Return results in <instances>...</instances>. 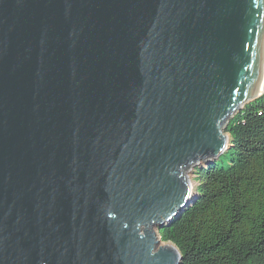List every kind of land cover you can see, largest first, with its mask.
Here are the masks:
<instances>
[{"label": "water", "instance_id": "obj_1", "mask_svg": "<svg viewBox=\"0 0 264 264\" xmlns=\"http://www.w3.org/2000/svg\"><path fill=\"white\" fill-rule=\"evenodd\" d=\"M263 94L264 0H0V264H181L159 230Z\"/></svg>", "mask_w": 264, "mask_h": 264}, {"label": "trees", "instance_id": "obj_2", "mask_svg": "<svg viewBox=\"0 0 264 264\" xmlns=\"http://www.w3.org/2000/svg\"><path fill=\"white\" fill-rule=\"evenodd\" d=\"M226 133L228 149L196 170L197 200L159 230L181 264H264V94Z\"/></svg>", "mask_w": 264, "mask_h": 264}, {"label": "rangeland", "instance_id": "obj_3", "mask_svg": "<svg viewBox=\"0 0 264 264\" xmlns=\"http://www.w3.org/2000/svg\"><path fill=\"white\" fill-rule=\"evenodd\" d=\"M191 180L193 182L194 188L196 189L197 188V185H198V182L196 181V173L195 172L191 174ZM195 189H194V191H195ZM169 243L172 244V242H163V241H162L161 244L165 245V244H169Z\"/></svg>", "mask_w": 264, "mask_h": 264}, {"label": "bare ground", "instance_id": "obj_4", "mask_svg": "<svg viewBox=\"0 0 264 264\" xmlns=\"http://www.w3.org/2000/svg\"><path fill=\"white\" fill-rule=\"evenodd\" d=\"M262 78H263V77H262ZM210 164H211V163H210ZM210 164H209V165H210ZM196 199H197V198H196ZM183 212H184V211H183ZM183 212H181V213H183ZM177 218H178V217H177ZM177 218H176V219H177Z\"/></svg>", "mask_w": 264, "mask_h": 264}]
</instances>
